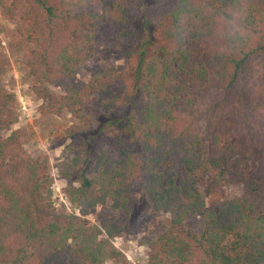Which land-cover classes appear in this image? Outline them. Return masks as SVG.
I'll list each match as a JSON object with an SVG mask.
<instances>
[{"label":"trees","instance_id":"16d2710c","mask_svg":"<svg viewBox=\"0 0 264 264\" xmlns=\"http://www.w3.org/2000/svg\"><path fill=\"white\" fill-rule=\"evenodd\" d=\"M16 1L28 25L19 33L36 46L31 91L45 112L73 118L61 177L74 210L54 205L48 157L6 163L19 103L2 62L0 264L119 262L114 241L139 231L142 204L171 215L149 241V264H264V0H102L99 14L80 0ZM108 18L121 40L136 38L137 24L149 33L135 81L96 59ZM126 52L134 66L135 47ZM229 186L237 196L208 209L202 188ZM196 218L197 236L187 229Z\"/></svg>","mask_w":264,"mask_h":264},{"label":"rangeland","instance_id":"374dc122","mask_svg":"<svg viewBox=\"0 0 264 264\" xmlns=\"http://www.w3.org/2000/svg\"><path fill=\"white\" fill-rule=\"evenodd\" d=\"M80 1L81 10L101 13L102 0ZM24 10L23 4L19 1L15 2V0H6V6L0 9V63L4 62L2 65L4 73H2L1 79L7 91L18 96L19 103V122L12 130L4 133L7 143L5 153H9L6 163L23 167L28 158L48 157V172L53 179L52 200L54 205L58 209L72 212L74 209L64 193L66 182L61 177V169L63 163L71 157L67 150L70 143L67 131L73 123V118L70 115L60 117L45 112L42 110L43 100H39L31 91V83L26 79V61L31 48L36 46L26 44L25 39L19 33L20 29L28 26L22 20ZM133 30L137 34L136 38L130 37L121 40L116 36V26L112 18H108L98 35L96 59L104 67H108L111 62H114L121 71H127L129 78L135 81L139 76L140 59L138 54L142 48L141 45L150 39V36L148 32L142 31L140 24L134 26ZM130 45L134 46L137 52L134 66L130 64V59L126 55V47ZM90 78V68L80 66L78 68L79 82L87 83ZM51 90L57 94L62 93L57 88H51ZM106 140L111 147V138L108 137ZM238 190V187L229 186L207 193L206 189L202 188L208 209L216 212L219 211L222 203L235 198ZM89 218L97 223V213H92ZM137 218L139 231L127 238H117L114 241L116 247L122 251L123 257L119 262L110 261L107 264H149L151 251L149 241L157 240L169 228L171 215L168 212H150L142 204L137 208ZM203 227V221L196 218L188 225L187 229L197 236L203 232Z\"/></svg>","mask_w":264,"mask_h":264}]
</instances>
